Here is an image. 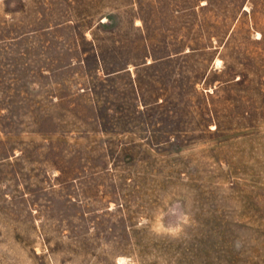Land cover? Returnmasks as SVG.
I'll return each instance as SVG.
<instances>
[{
    "label": "rangeland",
    "instance_id": "obj_1",
    "mask_svg": "<svg viewBox=\"0 0 264 264\" xmlns=\"http://www.w3.org/2000/svg\"><path fill=\"white\" fill-rule=\"evenodd\" d=\"M264 264V0H0V264Z\"/></svg>",
    "mask_w": 264,
    "mask_h": 264
},
{
    "label": "bare ground",
    "instance_id": "obj_2",
    "mask_svg": "<svg viewBox=\"0 0 264 264\" xmlns=\"http://www.w3.org/2000/svg\"><path fill=\"white\" fill-rule=\"evenodd\" d=\"M120 264H122V263H120Z\"/></svg>",
    "mask_w": 264,
    "mask_h": 264
}]
</instances>
